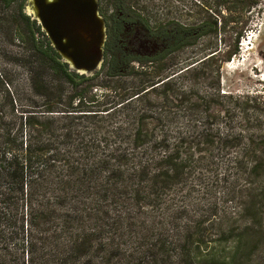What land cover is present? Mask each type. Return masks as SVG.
I'll return each mask as SVG.
<instances>
[{"label": "trees", "instance_id": "1", "mask_svg": "<svg viewBox=\"0 0 264 264\" xmlns=\"http://www.w3.org/2000/svg\"><path fill=\"white\" fill-rule=\"evenodd\" d=\"M23 6L39 69L48 64L72 90L30 85L20 110L12 99L9 125L0 112V264H264V242L254 243L264 237V132H223L210 113L160 130L171 119L146 100L157 84L133 94L91 85L104 66L77 80ZM108 54L110 75H129L122 55Z\"/></svg>", "mask_w": 264, "mask_h": 264}, {"label": "rangeland", "instance_id": "2", "mask_svg": "<svg viewBox=\"0 0 264 264\" xmlns=\"http://www.w3.org/2000/svg\"><path fill=\"white\" fill-rule=\"evenodd\" d=\"M24 1L16 0L10 6L0 2V77L3 82V87H0V112L5 116L6 125L13 120L12 99L20 98L16 104V110H20L19 106L26 104L30 95V85L55 82L63 86L65 97L72 90L64 77L50 69L48 64L39 69L40 61L33 51L27 25L18 15ZM199 2L140 0V5L148 9L153 28L167 27L171 21L186 27L205 22L208 25L217 24L218 31L176 53L161 64L162 68L150 64L145 68L136 66L129 75H110L111 56L108 54L102 72L91 81V85L103 88L118 84L121 92L133 94L148 88L150 82L157 84V91L148 93L146 100L151 114L171 119L160 125V130L188 129V126L176 122L182 123L192 117L204 118L210 113L219 117L214 128L223 132L258 135L264 132V111L243 107L238 100L252 103L257 99L264 108V0ZM215 51H218L217 55L206 59ZM134 72L139 75H134ZM168 81L170 88H163L161 83ZM118 94L117 90L113 91L106 100L114 101ZM219 96L228 100L223 107L215 106L209 111L204 103ZM171 121L174 123L171 124ZM224 170L225 164L221 160L220 176H223ZM253 178L258 179L257 175ZM217 195L220 197L222 193L219 191ZM261 240L264 242V237L256 234L254 243ZM263 249L264 244L258 252L259 260H264Z\"/></svg>", "mask_w": 264, "mask_h": 264}, {"label": "flooded vegetation", "instance_id": "3", "mask_svg": "<svg viewBox=\"0 0 264 264\" xmlns=\"http://www.w3.org/2000/svg\"><path fill=\"white\" fill-rule=\"evenodd\" d=\"M192 1L200 4L199 0ZM98 3L99 14L106 24L105 51L122 55L123 67L128 71L136 66L145 68L147 64L162 68L161 64L176 53L218 31L217 24L205 22L186 27L171 21L167 27L153 28L148 9L140 5V0H98ZM217 54L215 51L206 59Z\"/></svg>", "mask_w": 264, "mask_h": 264}, {"label": "water", "instance_id": "4", "mask_svg": "<svg viewBox=\"0 0 264 264\" xmlns=\"http://www.w3.org/2000/svg\"><path fill=\"white\" fill-rule=\"evenodd\" d=\"M23 12L41 27L69 74L80 80L101 72L107 33L98 0H26Z\"/></svg>", "mask_w": 264, "mask_h": 264}, {"label": "bare ground", "instance_id": "5", "mask_svg": "<svg viewBox=\"0 0 264 264\" xmlns=\"http://www.w3.org/2000/svg\"><path fill=\"white\" fill-rule=\"evenodd\" d=\"M254 38V37H253Z\"/></svg>", "mask_w": 264, "mask_h": 264}]
</instances>
